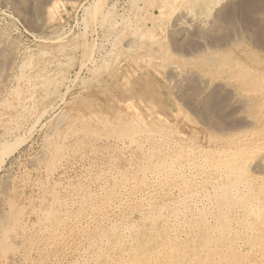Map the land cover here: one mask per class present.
Masks as SVG:
<instances>
[{"label":"rangeland","instance_id":"obj_1","mask_svg":"<svg viewBox=\"0 0 264 264\" xmlns=\"http://www.w3.org/2000/svg\"><path fill=\"white\" fill-rule=\"evenodd\" d=\"M263 130L264 0H0V264H264Z\"/></svg>","mask_w":264,"mask_h":264},{"label":"bare ground","instance_id":"obj_2","mask_svg":"<svg viewBox=\"0 0 264 264\" xmlns=\"http://www.w3.org/2000/svg\"><path fill=\"white\" fill-rule=\"evenodd\" d=\"M240 6V5H239ZM129 40V39H128ZM211 59V58H210ZM253 63V62H252ZM239 83V82H238ZM239 96V95H238ZM250 100V99H249ZM259 102V101H258ZM8 103V102H7ZM260 125V124H259ZM264 131V130H263ZM229 137V136H228ZM238 138V137H237ZM215 144V143H214ZM232 144V143H231ZM235 144V143H234ZM261 144V143H260ZM197 147V146H196ZM200 148H201V146H200ZM227 148V147H226ZM236 148V147H235ZM148 149V148H147ZM188 149V148H187ZM254 149V148H253ZM182 150H184V149H182ZM197 150V149H196ZM264 151V150H263ZM199 153V152H198ZM218 156V155H217ZM243 157V156H242ZM132 158V157H131ZM253 158V157H252ZM221 159V158H220ZM205 163V162H204ZM184 164V163H183ZM207 165V164H206ZM213 165V164H212ZM258 165V164H257ZM187 167V166H186ZM192 167V166H191ZM202 167V166H201ZM173 168V167H172ZM218 168V167H217ZM202 169V168H201ZM213 169V168H212ZM262 169V168H261ZM219 170V169H218ZM263 170V169H262ZM261 170V171H262ZM165 171V170H164ZM136 176V175H135ZM198 176V175H197ZM188 179V178H187ZM189 180V179H188ZM197 180V179H196ZM204 180V179H203ZM201 181V180H200ZM180 182V181H179ZM199 185V184H198ZM167 186V185H166ZM191 189V188H190ZM196 189V188H195ZM194 190V189H193ZM234 193V192H233ZM147 194V193H146ZM133 195V194H132ZM143 197V196H142ZM178 197V196H177ZM175 199V198H174ZM137 200V199H136ZM102 201V200H101ZM202 201V200H201ZM151 204V203H150ZM130 205V204H129ZM160 205V204H159ZM93 208V207H92ZM101 209V208H100ZM120 209V208H119ZM129 209V208H128ZM199 209H200V207H199ZM102 214V213H101ZM100 217V216H99ZM88 220V219H87ZM104 220V219H103ZM170 220V219H169ZM170 232V231H169ZM148 237V236H147ZM146 239V238H145ZM148 239V238H147ZM150 242V241H149ZM148 242V243H149ZM146 243V242H145ZM144 245V244H143ZM138 248V247H137ZM140 248V247H139ZM141 249V248H140Z\"/></svg>","mask_w":264,"mask_h":264}]
</instances>
